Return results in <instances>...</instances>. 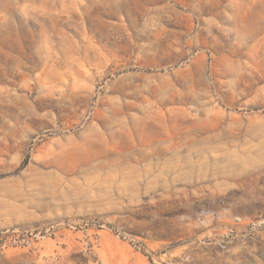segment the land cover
I'll return each instance as SVG.
<instances>
[{"label": "rangeland", "instance_id": "374dc122", "mask_svg": "<svg viewBox=\"0 0 264 264\" xmlns=\"http://www.w3.org/2000/svg\"><path fill=\"white\" fill-rule=\"evenodd\" d=\"M0 264H264V0H0Z\"/></svg>", "mask_w": 264, "mask_h": 264}]
</instances>
